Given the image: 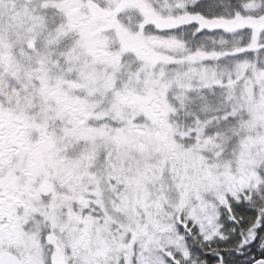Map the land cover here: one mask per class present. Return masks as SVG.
<instances>
[{
    "label": "snow or ice",
    "instance_id": "obj_1",
    "mask_svg": "<svg viewBox=\"0 0 264 264\" xmlns=\"http://www.w3.org/2000/svg\"><path fill=\"white\" fill-rule=\"evenodd\" d=\"M0 264H264V0H0Z\"/></svg>",
    "mask_w": 264,
    "mask_h": 264
}]
</instances>
